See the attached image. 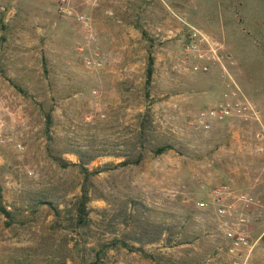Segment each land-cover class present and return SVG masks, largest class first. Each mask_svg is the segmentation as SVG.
I'll return each mask as SVG.
<instances>
[{
	"label": "rangeland",
	"instance_id": "rangeland-1",
	"mask_svg": "<svg viewBox=\"0 0 264 264\" xmlns=\"http://www.w3.org/2000/svg\"><path fill=\"white\" fill-rule=\"evenodd\" d=\"M0 13V264H228L194 203L222 181L264 203V0H0ZM188 25L221 45L206 72L184 51ZM235 84L258 120L194 128ZM250 235L264 264V218Z\"/></svg>",
	"mask_w": 264,
	"mask_h": 264
},
{
	"label": "built area",
	"instance_id": "built-area-1",
	"mask_svg": "<svg viewBox=\"0 0 264 264\" xmlns=\"http://www.w3.org/2000/svg\"><path fill=\"white\" fill-rule=\"evenodd\" d=\"M204 48L206 52H202ZM220 48L218 41L188 25L184 51L191 52L194 57L193 71H208L210 62L219 60ZM235 89L229 94L225 92L221 101L200 109L192 121L194 128L206 130L215 122L236 117L258 120V111L252 102L236 84ZM194 204L198 209L209 211L216 219V229L221 235L217 253L228 264H251L257 240H252L250 233L264 218V203L249 192L222 181L211 185L207 195Z\"/></svg>",
	"mask_w": 264,
	"mask_h": 264
},
{
	"label": "trees",
	"instance_id": "trees-1",
	"mask_svg": "<svg viewBox=\"0 0 264 264\" xmlns=\"http://www.w3.org/2000/svg\"><path fill=\"white\" fill-rule=\"evenodd\" d=\"M2 21H3V17H2V14L0 13V22H2ZM141 33L146 39H148V34H147V32L145 30H141ZM153 63H154V57L149 52L148 57H147V66H146V70H145V75H146V81H145L146 85L145 86H146V88L150 87V83H151V79H152V73H153ZM10 82H11V84H13V86L18 91H20L21 93H24L23 89L19 85H17L13 81H10ZM43 118H44V122H45V127H46V129H48L51 126V124L53 123L52 108H49V109L43 111ZM142 130H143V127L141 125H139L138 126V131H139L140 135H142ZM167 147L168 146H161V147H158L155 151H156V153H161V152L165 151ZM139 160H140V157H138L134 161V163L137 164L139 162ZM126 163H128V162L127 161H123L122 162V164H126ZM78 165L81 167V169L85 173H87V169L82 165L81 162H79ZM87 180L88 179H87V176H86L85 177V181H87ZM81 190H82V192H81V195H80L79 200H78L77 212H78V221H79V223L81 225H84L86 223V213H87L86 203H87L89 197H88V192H87V188H86L85 185H83ZM0 213L3 214L7 218V224L10 225L11 222H12V212L10 211V209H8L4 205V203L2 201V186H1V184H0ZM115 244H116V242H115ZM122 244H123V246H126L129 249H135V250H138L140 252H144L139 247L133 248L130 245H128L127 243H125V242H123ZM92 264H97V262L93 261Z\"/></svg>",
	"mask_w": 264,
	"mask_h": 264
},
{
	"label": "crops",
	"instance_id": "crops-1",
	"mask_svg": "<svg viewBox=\"0 0 264 264\" xmlns=\"http://www.w3.org/2000/svg\"><path fill=\"white\" fill-rule=\"evenodd\" d=\"M169 21L174 24V27L171 32L173 34H176L177 32H179V23L177 21H174L172 18H170Z\"/></svg>",
	"mask_w": 264,
	"mask_h": 264
}]
</instances>
